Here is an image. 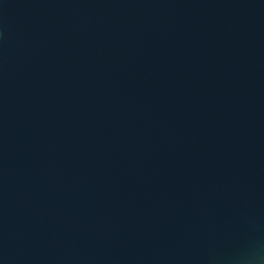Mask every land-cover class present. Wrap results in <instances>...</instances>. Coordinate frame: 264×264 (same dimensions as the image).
<instances>
[{"label": "water", "instance_id": "1", "mask_svg": "<svg viewBox=\"0 0 264 264\" xmlns=\"http://www.w3.org/2000/svg\"><path fill=\"white\" fill-rule=\"evenodd\" d=\"M0 264H264V0H0Z\"/></svg>", "mask_w": 264, "mask_h": 264}]
</instances>
